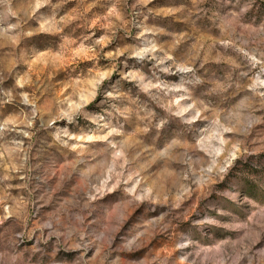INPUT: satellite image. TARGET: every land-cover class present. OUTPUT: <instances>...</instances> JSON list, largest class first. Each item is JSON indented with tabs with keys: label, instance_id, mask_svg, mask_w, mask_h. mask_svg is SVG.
<instances>
[{
	"label": "rangeland",
	"instance_id": "rangeland-1",
	"mask_svg": "<svg viewBox=\"0 0 264 264\" xmlns=\"http://www.w3.org/2000/svg\"><path fill=\"white\" fill-rule=\"evenodd\" d=\"M0 264H264V0H0Z\"/></svg>",
	"mask_w": 264,
	"mask_h": 264
}]
</instances>
